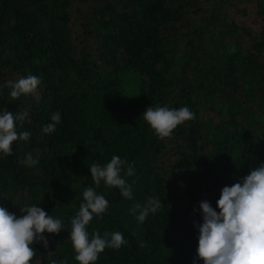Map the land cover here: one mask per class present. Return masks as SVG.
<instances>
[{
	"label": "trees",
	"instance_id": "trees-1",
	"mask_svg": "<svg viewBox=\"0 0 264 264\" xmlns=\"http://www.w3.org/2000/svg\"><path fill=\"white\" fill-rule=\"evenodd\" d=\"M235 1L253 4L254 23L237 21L248 13ZM126 72L140 80L123 101ZM29 75L40 85L12 99L6 83ZM149 106H186L195 118L160 139L141 115ZM5 108L27 113L16 131L31 135L0 153V207L19 216L41 206L64 224L43 234L47 248L33 245L30 264H78L70 218L94 186L90 166L114 155L134 167L122 172L133 199L101 182L109 207L87 230L127 243L96 264H194L199 202L215 209L224 186L264 162V0H0ZM56 112L55 131L42 134ZM27 154L36 166L21 163ZM149 196L163 206L140 223L130 209Z\"/></svg>",
	"mask_w": 264,
	"mask_h": 264
},
{
	"label": "clouds",
	"instance_id": "clouds-1",
	"mask_svg": "<svg viewBox=\"0 0 264 264\" xmlns=\"http://www.w3.org/2000/svg\"><path fill=\"white\" fill-rule=\"evenodd\" d=\"M40 83L39 76L29 75L8 81L5 86L11 89L10 97L17 99L33 93ZM141 115L160 139L171 137L178 126L195 118L186 106L178 109L149 106ZM26 116V112L14 115L6 108L0 111V153L10 156L15 141L29 139L30 132L18 134L16 131L17 120L23 121ZM60 118L59 112L53 113L51 122L42 126V134L54 132ZM38 162L31 154L21 161L25 167H34ZM88 170L94 186L83 190V202L70 218L69 239L78 264H96L106 248L119 249L127 243L119 231H106L101 235L97 230L91 237L89 235L87 226L93 217L102 216L109 207V201L97 192L101 182L106 187L118 189L121 197L133 199L132 187L122 176V172L125 176H133V165L114 155L106 165L93 163ZM162 206L161 200L149 196L143 204L137 202L130 213L143 223L150 213H156ZM198 207L202 222L194 224L198 230L194 264L195 260L203 264H264V162L250 168L246 176L231 186H224L215 209L207 200L199 202ZM19 212L21 215L17 216L0 207V264H30L37 254L33 245L48 246L43 234H58L64 228L60 219L41 206H24ZM59 264H67V261L61 260Z\"/></svg>",
	"mask_w": 264,
	"mask_h": 264
},
{
	"label": "rangeland",
	"instance_id": "rangeland-1",
	"mask_svg": "<svg viewBox=\"0 0 264 264\" xmlns=\"http://www.w3.org/2000/svg\"><path fill=\"white\" fill-rule=\"evenodd\" d=\"M236 5H238L240 8L246 7L248 17L247 18H242L241 16L237 17V21L245 24L247 22H255L254 18V12L255 8L252 3L250 2H243V3H237L236 1L234 2ZM140 77L136 73L132 72H126L123 73L122 75V87H123V95H122V100L126 101V99L135 93L138 89V84H139Z\"/></svg>",
	"mask_w": 264,
	"mask_h": 264
}]
</instances>
